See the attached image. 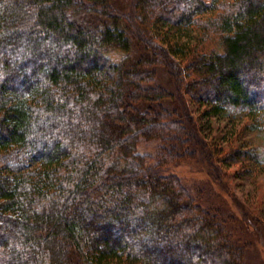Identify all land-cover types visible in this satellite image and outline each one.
<instances>
[{"label": "trees", "instance_id": "obj_1", "mask_svg": "<svg viewBox=\"0 0 264 264\" xmlns=\"http://www.w3.org/2000/svg\"><path fill=\"white\" fill-rule=\"evenodd\" d=\"M134 7L139 40L109 0H0V264H246L169 170L206 151L188 98L264 132V0Z\"/></svg>", "mask_w": 264, "mask_h": 264}, {"label": "rangeland", "instance_id": "obj_2", "mask_svg": "<svg viewBox=\"0 0 264 264\" xmlns=\"http://www.w3.org/2000/svg\"><path fill=\"white\" fill-rule=\"evenodd\" d=\"M109 2L112 11L121 15L122 25L139 40L135 0ZM159 74L160 86L175 90L177 82L171 69L159 66ZM179 76L182 78V73ZM186 103L207 143L204 150L209 153L202 151L212 154L213 160L200 151L176 163L169 172L177 174L194 193L200 189L207 205L216 200L221 209L219 218L226 220L232 238L245 246L246 264H264V161H254L248 156L233 159L227 155L231 148L264 153V132L245 127L248 121L244 112L211 118L204 116L191 99H186ZM138 151L153 154L155 146L141 144Z\"/></svg>", "mask_w": 264, "mask_h": 264}]
</instances>
